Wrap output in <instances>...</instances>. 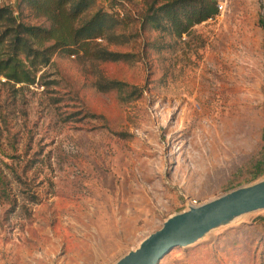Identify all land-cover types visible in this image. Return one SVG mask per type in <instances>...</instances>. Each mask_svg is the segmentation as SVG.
<instances>
[{
	"label": "rangeland",
	"instance_id": "rangeland-1",
	"mask_svg": "<svg viewBox=\"0 0 264 264\" xmlns=\"http://www.w3.org/2000/svg\"><path fill=\"white\" fill-rule=\"evenodd\" d=\"M149 1L96 0L130 18L131 40L108 48L131 60L59 52L34 85L0 77V264H114L170 215L264 178V0H228L161 51L138 31ZM99 74L140 95L97 90ZM263 217L157 264H264Z\"/></svg>",
	"mask_w": 264,
	"mask_h": 264
},
{
	"label": "trees",
	"instance_id": "trees-1",
	"mask_svg": "<svg viewBox=\"0 0 264 264\" xmlns=\"http://www.w3.org/2000/svg\"><path fill=\"white\" fill-rule=\"evenodd\" d=\"M95 5L96 0H14L0 5L1 83L34 85L41 78L42 73H38L59 52L75 55L91 66L131 60L134 54L108 48L131 40L132 34L126 32L130 18L110 8H94ZM218 13L214 0H150L137 18L138 31L157 32L161 39L152 46L161 51L181 42L195 24ZM164 36L171 39L166 41ZM98 76L93 86L99 91H115L122 101L133 94L140 95L135 87L128 90L124 82Z\"/></svg>",
	"mask_w": 264,
	"mask_h": 264
},
{
	"label": "water",
	"instance_id": "water-1",
	"mask_svg": "<svg viewBox=\"0 0 264 264\" xmlns=\"http://www.w3.org/2000/svg\"><path fill=\"white\" fill-rule=\"evenodd\" d=\"M260 209H264V178L170 215L114 264H157L172 248L187 246L213 228Z\"/></svg>",
	"mask_w": 264,
	"mask_h": 264
},
{
	"label": "built area",
	"instance_id": "built-area-1",
	"mask_svg": "<svg viewBox=\"0 0 264 264\" xmlns=\"http://www.w3.org/2000/svg\"><path fill=\"white\" fill-rule=\"evenodd\" d=\"M216 4V8L218 10V14H221L225 11L227 7L228 0H214Z\"/></svg>",
	"mask_w": 264,
	"mask_h": 264
}]
</instances>
